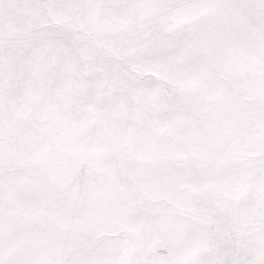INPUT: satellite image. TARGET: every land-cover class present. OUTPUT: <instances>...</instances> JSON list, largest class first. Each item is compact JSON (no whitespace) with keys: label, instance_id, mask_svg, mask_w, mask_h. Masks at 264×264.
Wrapping results in <instances>:
<instances>
[{"label":"snow or ice","instance_id":"obj_1","mask_svg":"<svg viewBox=\"0 0 264 264\" xmlns=\"http://www.w3.org/2000/svg\"><path fill=\"white\" fill-rule=\"evenodd\" d=\"M0 264H264V0H0Z\"/></svg>","mask_w":264,"mask_h":264}]
</instances>
